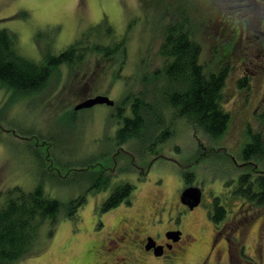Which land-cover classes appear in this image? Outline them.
Masks as SVG:
<instances>
[{
	"label": "rangeland",
	"instance_id": "1",
	"mask_svg": "<svg viewBox=\"0 0 264 264\" xmlns=\"http://www.w3.org/2000/svg\"><path fill=\"white\" fill-rule=\"evenodd\" d=\"M186 7L202 22L196 37L209 70H216L217 61L227 55L219 44L232 32L237 39L225 60L231 70L222 102L230 122L222 136L210 138L179 119L176 134L160 146L164 157L155 160L148 152L132 151L131 144L115 145L114 107L72 110L99 94L117 106L129 92L142 89L140 77L163 65L162 26ZM0 29L14 33L20 53L36 62L77 40L80 46L92 43L97 34L107 44L127 40V52L116 60L90 54L78 68L77 63L59 65L49 85L38 91L0 85V206L10 187L30 191L39 183L63 203L53 234L45 226L39 245L15 264H107L98 255H103L99 244L109 232L138 226L163 241L162 231L172 225L184 231L182 249H176L175 257L154 256L141 264H264V205L248 203L236 193L241 174L249 171L243 159L248 128L261 126L264 40L257 39L264 36V0H0ZM94 29L97 33L90 34ZM118 65L123 68L113 80ZM189 171L195 174L192 184L203 191L201 204L191 213L178 199ZM100 175L110 180L98 188L94 184ZM121 182L134 184L131 203L125 200L103 211ZM83 193L86 202L70 215L64 204ZM216 197L228 213L212 248L210 213ZM107 224L113 227L105 231Z\"/></svg>",
	"mask_w": 264,
	"mask_h": 264
},
{
	"label": "trees",
	"instance_id": "2",
	"mask_svg": "<svg viewBox=\"0 0 264 264\" xmlns=\"http://www.w3.org/2000/svg\"><path fill=\"white\" fill-rule=\"evenodd\" d=\"M201 24L196 15L186 7V10H182L162 26L163 39L159 52L163 65L140 77L139 83L143 88L138 92H129L121 103L113 106L111 117L116 127V146L131 144L132 151L158 156L162 150L160 146L176 134L174 128L179 119L191 123L210 138H219L225 133L230 122V112L225 110L222 100L231 70L225 60L231 54L237 39L235 40L231 31L230 38L219 44L227 55L221 62L217 61L216 70H209L202 61V43L196 37V30ZM106 31L113 35L111 26ZM89 33L97 32L94 29ZM258 37L261 39L258 38L257 42L264 40V36ZM104 39L105 37L97 34L94 42L85 46H80L81 39L77 40L63 52L46 55L42 61L36 62L20 53L14 33L0 29V85L10 91L35 92L49 82L53 72L63 63H77L78 68L90 54L102 56L106 60H116L127 52L126 37L110 44L104 43ZM219 45H215L216 48ZM117 68L118 72L114 71L113 80L120 77L123 66L118 65ZM258 118L260 128H248L250 139L244 147L243 159L249 171L241 174L236 193L248 203L262 206L264 103ZM194 175V172H184L185 183H192ZM103 177L98 176L95 187L100 188V183L106 184L110 180V177ZM133 188L134 184L131 182L118 183L103 203V211H109L125 200L130 204L128 198ZM85 202L86 196L83 193L72 199L67 206L64 204V208L68 207L69 214L74 215ZM213 204L210 218L218 227L228 212L220 197H216ZM62 207L63 203L49 196L42 183L30 191L21 185L10 187L6 201L0 206V264H15L32 252L39 245L45 226L50 229L48 234L52 235Z\"/></svg>",
	"mask_w": 264,
	"mask_h": 264
},
{
	"label": "flooded vegetation",
	"instance_id": "3",
	"mask_svg": "<svg viewBox=\"0 0 264 264\" xmlns=\"http://www.w3.org/2000/svg\"><path fill=\"white\" fill-rule=\"evenodd\" d=\"M261 34L264 35V31L261 32ZM155 157L156 158L154 159L156 160L160 157H164V155L162 156L160 154ZM152 163L150 162V165H152ZM192 183H189L186 186H189ZM180 195L178 196L180 201L179 206L182 205V209L184 208L185 212L191 213L197 210L196 208L198 206L190 208L188 205L181 202ZM110 227H113V225L107 224L105 231H108ZM222 229H224V225H219L218 227L215 226L211 242L212 248L215 246L218 239L221 238ZM171 231L181 232L180 237H168L167 233ZM162 234L163 241H159L152 233H144L138 226H122L114 233L109 232L108 236L103 239L99 244V247L103 250V255L101 253L98 256L107 264H141L143 259L152 258L154 256L167 258L175 257L176 249H182L180 245L185 237L184 231L178 226L172 225L171 228L162 231Z\"/></svg>",
	"mask_w": 264,
	"mask_h": 264
},
{
	"label": "water",
	"instance_id": "4",
	"mask_svg": "<svg viewBox=\"0 0 264 264\" xmlns=\"http://www.w3.org/2000/svg\"><path fill=\"white\" fill-rule=\"evenodd\" d=\"M97 104H107L110 106H114L115 101L112 100L107 95L99 94L81 101L79 104L75 106V110L91 108ZM202 197H203L202 189L199 186H195V185L186 187L180 195L181 201L184 204L188 205L190 208L199 206L201 204ZM180 235L181 232H177V231H171L167 233L168 237H173V238L180 237Z\"/></svg>",
	"mask_w": 264,
	"mask_h": 264
},
{
	"label": "bare ground",
	"instance_id": "5",
	"mask_svg": "<svg viewBox=\"0 0 264 264\" xmlns=\"http://www.w3.org/2000/svg\"><path fill=\"white\" fill-rule=\"evenodd\" d=\"M260 27V26H259ZM214 57V56H213ZM165 64V63H164ZM207 66V65H206ZM49 82H47V84H48ZM49 85V84H48ZM43 92V91H42ZM70 93V92H69ZM30 98V97H29Z\"/></svg>",
	"mask_w": 264,
	"mask_h": 264
}]
</instances>
